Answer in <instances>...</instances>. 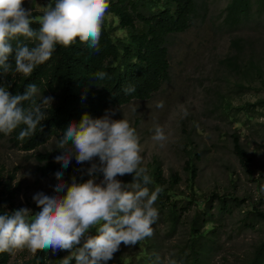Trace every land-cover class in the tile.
<instances>
[{"label": "rangeland", "instance_id": "374dc122", "mask_svg": "<svg viewBox=\"0 0 264 264\" xmlns=\"http://www.w3.org/2000/svg\"><path fill=\"white\" fill-rule=\"evenodd\" d=\"M48 1L25 0V7L42 14ZM231 1L196 0L191 26L168 36L170 75L160 90L149 99L110 109L115 110L114 119L124 116L137 130L143 147L142 167L153 172V161L157 159L166 178L172 172L181 177L174 187V193L181 195L175 224L167 201L164 207L161 201L165 200L158 198L154 205L159 218L152 225L154 234L148 241L150 252L159 257L160 264H191L182 257L191 255V224L203 210L212 213L213 218L201 229L212 227L214 231L212 240L206 242V264H247L264 240V220L251 212L264 210V106H248L264 100V0H251L250 15L236 22L228 12ZM251 63L261 68V75ZM239 66L241 71H237ZM244 70H250L249 74L244 75ZM161 101L163 107L158 108ZM182 107L187 109V116H183ZM157 124L165 128L169 138L164 147L151 139ZM234 134L252 158V174L244 170L233 150ZM56 141L54 136L37 151L26 152L16 147L9 135L0 133V163L6 170L17 169L15 182L21 184L17 203L21 207L38 211L32 197L41 191L53 192L56 176L42 177L34 154L52 150ZM195 153L200 159L196 161L198 176L192 192L185 166L189 155ZM70 164L81 182L78 175L90 164L79 165L74 158ZM82 176L89 178L86 173ZM66 177L64 174V181L70 184L72 177ZM124 178L119 177L125 182ZM148 187L154 190L152 185ZM215 193L236 199L228 200V211L220 210L217 199L207 202ZM138 250L137 245H121L115 255L131 256ZM37 251L17 250L9 264H32ZM59 252L63 258L69 255ZM55 260L56 254L50 251L48 263L56 264Z\"/></svg>", "mask_w": 264, "mask_h": 264}, {"label": "clouds", "instance_id": "9594fccd", "mask_svg": "<svg viewBox=\"0 0 264 264\" xmlns=\"http://www.w3.org/2000/svg\"><path fill=\"white\" fill-rule=\"evenodd\" d=\"M109 6V0H55L34 21L25 0H0V78L12 72L31 76L52 57L57 45L69 46L77 38L98 53ZM34 22L39 23L38 29L31 26ZM106 76L100 71L95 79L102 81ZM10 89V83L0 80V133L7 136L20 128L17 139L22 142L38 126L43 130L42 122L49 118L47 109L54 98L45 96L35 83L15 94ZM135 91L134 85L123 89L125 95ZM156 106L162 108L163 102ZM181 111L188 115L187 109ZM114 116L115 110L100 118L85 113L79 123L66 126L55 142L58 154L54 160L63 169L73 158L79 165L89 163L90 167L81 169L89 178L78 182L73 176L69 184L58 169L53 192L41 191L32 197L38 211L21 207L0 214V253L15 254L23 248L32 253L66 251L69 255L61 264L72 260L75 264H108L121 245L135 247L153 236L152 225L159 218L154 205L164 189L156 186L150 190L154 181L141 166L143 147L137 130L126 117ZM151 139L164 147L169 138L157 124ZM125 175L132 176L131 182L119 179ZM93 230L95 235L90 234Z\"/></svg>", "mask_w": 264, "mask_h": 264}, {"label": "trees", "instance_id": "16d2710c", "mask_svg": "<svg viewBox=\"0 0 264 264\" xmlns=\"http://www.w3.org/2000/svg\"><path fill=\"white\" fill-rule=\"evenodd\" d=\"M54 2L55 0L48 1L53 5ZM109 5L98 53L90 50L77 38L69 46L57 45L52 57L44 64L37 66L31 76L24 77L22 74L12 72L0 78L11 84L10 91L13 94L23 92L29 83H35L45 96L54 98L51 108L47 109L49 118L42 122V131L38 126L36 133L22 142L17 139L20 128L9 135L11 142L19 149L26 152L37 151L52 137L55 136L58 140L66 126L70 122L79 123L85 113L93 118H100L112 107L121 106L133 100L149 99L169 78L168 36L184 32L191 26L196 12V0H109ZM251 10V0H232L228 4L229 16L234 22L249 16ZM32 14L34 21H38L42 15L36 11ZM31 26L34 29L40 27L36 22ZM18 39L23 40L22 37ZM12 43L15 46L16 41L13 40ZM29 46H33L31 42ZM251 64L253 69L257 70V74L261 75V68L254 66V63ZM239 69L240 66L237 71H241ZM100 71L107 73L102 81L95 79V74ZM249 71L244 70L243 74L247 75ZM262 83L264 88V79ZM128 85H134L136 91L125 95L123 89ZM257 105L264 106V100L254 104L248 103L251 107ZM227 106L231 107V104L228 103ZM232 141L233 150L242 167L252 174V158L240 137L234 134ZM54 148L53 151H38L34 154L38 162V173L42 177H49L55 175L60 169L63 175L67 176L66 178L73 177L74 168L71 164L67 169H63L60 163L55 162L54 157L58 152ZM199 159V155L195 153L190 154L186 161L185 169L189 174L188 183L192 192H194V182L198 176L196 161ZM16 173L17 169L6 170L0 163V214L21 208L17 203L21 184L15 182ZM149 174L153 178L154 188L163 187L164 191L159 199L165 201H161V206L165 207L168 204L169 216L175 224L181 210V207L177 205L181 195L174 193V187L181 179L179 173L172 172L170 177L166 178L160 161L155 159L153 172ZM78 178L87 180L82 175H78ZM124 180L131 182L132 176L125 175ZM209 197L207 202L210 199H217L220 202L218 206L223 211L231 208L228 200H236L216 193ZM251 212L264 220V210L256 208ZM212 216V213L203 210L200 215L197 214L194 217L189 245L192 252L191 255H184L183 260L191 264H206L209 254L206 242L212 240L211 234L214 231L212 227L203 230L201 226L211 221ZM90 234L96 233L93 230ZM137 246L139 250L136 254L115 255L114 260L109 261L108 264H160L156 255L149 250L148 238L139 242ZM49 252L50 250H38L30 262L49 264ZM12 255L7 252L0 253V264H9ZM62 256L61 252L56 253V264H61ZM71 264H75V261L72 260ZM247 264H264V240L255 249Z\"/></svg>", "mask_w": 264, "mask_h": 264}]
</instances>
